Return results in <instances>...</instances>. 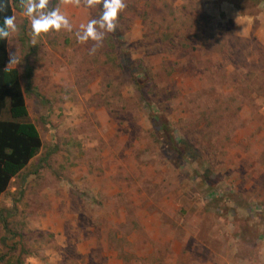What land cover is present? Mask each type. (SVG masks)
Masks as SVG:
<instances>
[{
	"label": "rangeland",
	"instance_id": "obj_1",
	"mask_svg": "<svg viewBox=\"0 0 264 264\" xmlns=\"http://www.w3.org/2000/svg\"><path fill=\"white\" fill-rule=\"evenodd\" d=\"M124 2L93 55L101 6L50 0L73 31L35 45L13 10L41 147L0 196V264H264V0Z\"/></svg>",
	"mask_w": 264,
	"mask_h": 264
},
{
	"label": "trees",
	"instance_id": "obj_2",
	"mask_svg": "<svg viewBox=\"0 0 264 264\" xmlns=\"http://www.w3.org/2000/svg\"><path fill=\"white\" fill-rule=\"evenodd\" d=\"M22 9L21 0H0V26L5 16ZM17 82L18 72L7 67V39H0V196L41 147L39 133L16 96Z\"/></svg>",
	"mask_w": 264,
	"mask_h": 264
},
{
	"label": "clouds",
	"instance_id": "obj_3",
	"mask_svg": "<svg viewBox=\"0 0 264 264\" xmlns=\"http://www.w3.org/2000/svg\"><path fill=\"white\" fill-rule=\"evenodd\" d=\"M50 0H21L23 13L30 22L32 44L37 43V38L50 31H73V24L68 16L57 6L49 8ZM65 6H83L88 9L100 7L97 17L82 22L75 31V37L79 43L93 41L89 54L93 55L99 47H102L106 33H112L117 28V20L120 12L126 8L124 0H61ZM15 16H5L3 25L0 26V39H7L17 31ZM18 63L16 53L10 54L9 66Z\"/></svg>",
	"mask_w": 264,
	"mask_h": 264
}]
</instances>
